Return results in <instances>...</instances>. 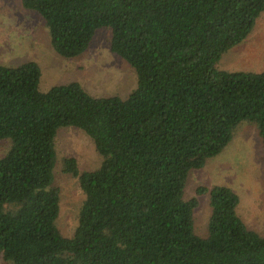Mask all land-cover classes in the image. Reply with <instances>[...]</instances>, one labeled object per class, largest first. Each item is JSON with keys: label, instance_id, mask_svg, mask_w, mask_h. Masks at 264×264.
Listing matches in <instances>:
<instances>
[{"label": "trees", "instance_id": "trees-1", "mask_svg": "<svg viewBox=\"0 0 264 264\" xmlns=\"http://www.w3.org/2000/svg\"><path fill=\"white\" fill-rule=\"evenodd\" d=\"M44 21L52 48L83 54L103 27L110 50L132 66L126 97L92 95L78 81L42 91L29 60L0 64V259L5 264H264V234L237 211L227 185L210 195L206 235L196 231L199 200L185 198L192 170L205 166L243 121L264 148V70L219 63L253 30L264 0H21ZM82 129L102 157L78 177L85 198L70 236L57 224L56 136Z\"/></svg>", "mask_w": 264, "mask_h": 264}, {"label": "rangeland", "instance_id": "rangeland-1", "mask_svg": "<svg viewBox=\"0 0 264 264\" xmlns=\"http://www.w3.org/2000/svg\"><path fill=\"white\" fill-rule=\"evenodd\" d=\"M110 40V30L103 27L83 54L63 57L52 48L48 29L36 12L25 9L21 0H0V64L37 62L42 70V91L78 81L92 95L126 98L137 87V76L126 60L110 50ZM219 66L228 71L264 70V11L250 34L223 55ZM9 147V141H0V157ZM55 147V185L60 190L61 204L57 224L63 234L70 236L77 226L85 195L78 177L63 171V161L74 157L82 171L95 170L102 157L92 138L77 127H62ZM214 185L231 187L240 198L239 215L249 228L264 234V148L255 125L241 122L220 154L209 158L204 167L191 171L185 198L199 200L194 214L200 235L207 234L212 206L210 195L198 194L197 190ZM0 264H5L2 259Z\"/></svg>", "mask_w": 264, "mask_h": 264}]
</instances>
